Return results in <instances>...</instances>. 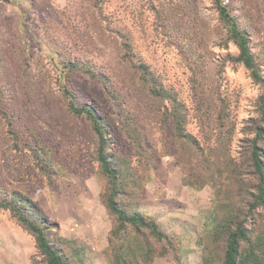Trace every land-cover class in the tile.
Here are the masks:
<instances>
[{
    "label": "rangeland",
    "instance_id": "rangeland-1",
    "mask_svg": "<svg viewBox=\"0 0 264 264\" xmlns=\"http://www.w3.org/2000/svg\"><path fill=\"white\" fill-rule=\"evenodd\" d=\"M18 196L65 264H224L239 228L237 264H264V0H0V201ZM3 205L0 264H47Z\"/></svg>",
    "mask_w": 264,
    "mask_h": 264
},
{
    "label": "trees",
    "instance_id": "trees-1",
    "mask_svg": "<svg viewBox=\"0 0 264 264\" xmlns=\"http://www.w3.org/2000/svg\"><path fill=\"white\" fill-rule=\"evenodd\" d=\"M220 17L224 19V22L229 27V34L232 40L235 42L238 50L239 55L238 59L239 62L244 66V68L250 72V76L257 80V73H256V67L253 64L252 56L250 54L249 48H248V40L240 33L236 27V25L229 21L224 8H220ZM142 74L145 75L144 70L142 71ZM145 81V78L143 79ZM150 92L154 94L156 97L160 99H168L163 92L160 90H157L155 88L154 84H149L148 86ZM169 100V99H168ZM75 113H85L87 117L90 119L91 125H92V132L95 135V138L98 140V149H97V162L100 165V168L102 170V173L107 177L108 182L112 185H116L118 182V176L115 173L114 169L112 168L110 162L108 161V158L104 152L105 149V136L104 131L101 127V120L99 117L94 113L92 110H85V109H79L74 110ZM172 120L176 123H178L176 127L177 133L181 132V127L179 121L172 117ZM255 154V152H254ZM255 164L259 169V162L257 160V157L255 158ZM263 178L262 174L260 173V178ZM117 196V194H112V192H108V196L106 199V207L110 210V212L117 216L118 221L123 223H131V224H137V221L141 224H143V221L140 217H133L129 218L124 211H121L117 207V203L114 201V198ZM3 202L0 201V203H4L3 209L9 211L12 213L15 217L18 223L29 233L34 237L36 246L40 253L43 255V257L46 259L47 264H65V262L62 260L61 256L59 255L58 251L55 249L53 244L50 241L49 235L47 233V230L50 229L52 226H56L53 223H51L47 218L43 217L37 209L28 201V199L18 196V204L11 203L9 199H3ZM245 237V234L243 232V229L239 228L236 230V232L232 233L228 237L226 251L224 255V264H237L238 259V247L239 242Z\"/></svg>",
    "mask_w": 264,
    "mask_h": 264
}]
</instances>
